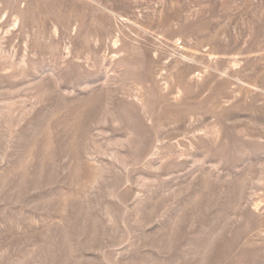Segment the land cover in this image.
Returning <instances> with one entry per match:
<instances>
[{"label":"rangeland","instance_id":"374dc122","mask_svg":"<svg viewBox=\"0 0 264 264\" xmlns=\"http://www.w3.org/2000/svg\"><path fill=\"white\" fill-rule=\"evenodd\" d=\"M0 264H264V0H0Z\"/></svg>","mask_w":264,"mask_h":264}]
</instances>
